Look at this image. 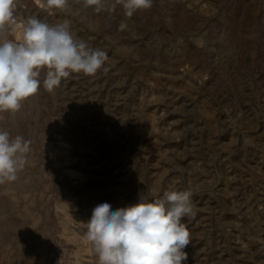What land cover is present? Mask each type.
Returning <instances> with one entry per match:
<instances>
[{
	"label": "rangeland",
	"instance_id": "1",
	"mask_svg": "<svg viewBox=\"0 0 264 264\" xmlns=\"http://www.w3.org/2000/svg\"><path fill=\"white\" fill-rule=\"evenodd\" d=\"M14 16L68 21L108 59L51 92L42 71L38 92L0 113V129L31 142L17 179L0 184V264H75L61 202L87 226L99 204L172 191L194 204L182 264H264V0H153L131 18L115 0H18Z\"/></svg>",
	"mask_w": 264,
	"mask_h": 264
},
{
	"label": "clouds",
	"instance_id": "2",
	"mask_svg": "<svg viewBox=\"0 0 264 264\" xmlns=\"http://www.w3.org/2000/svg\"><path fill=\"white\" fill-rule=\"evenodd\" d=\"M45 9H64L69 0H36ZM102 0H83L85 7L100 6ZM153 0H115L131 18ZM18 0H0V113L16 112L22 102L35 95L44 71L43 87L49 92L73 73L95 75L108 59L107 53L90 48L73 36L70 24L49 25L36 16L18 22L14 16ZM115 6V5H114ZM125 25H121V28ZM11 32L15 39H5ZM30 141L12 138L0 129V184L13 182L27 163ZM190 191L165 192L164 197L138 202L115 211L109 203L97 205L87 222L86 240L98 258L97 264H182L184 249L191 242L184 217H194Z\"/></svg>",
	"mask_w": 264,
	"mask_h": 264
},
{
	"label": "bare ground",
	"instance_id": "3",
	"mask_svg": "<svg viewBox=\"0 0 264 264\" xmlns=\"http://www.w3.org/2000/svg\"><path fill=\"white\" fill-rule=\"evenodd\" d=\"M17 20H18V22H20L19 19H17ZM177 21L182 26L189 25V20L185 16V14H183V13L178 16V20ZM18 34L19 33H16L15 35H18ZM59 151H61V150H59ZM9 188H11V190H13L12 187H9ZM10 193L13 194L14 192L12 191ZM57 207H58V209L60 211L59 214L61 216V230L59 232H61V234L65 236V239L67 241H72V242L76 243V246H75L76 249L74 250V252H75V260H74L75 264H85V263H87L85 258H86V254L90 250L88 248L89 241H87L86 238H85L86 231H87V226H85V225H83L81 223V221H82V219L80 218L81 216L79 217L78 214L77 215L73 214L74 213L73 211H75L74 210L75 207L72 204V202L71 203L70 202L68 203L66 201L65 202H61L60 205H58ZM40 257H42V256H40ZM45 257H43V261H45L44 259L47 258V257L46 258Z\"/></svg>",
	"mask_w": 264,
	"mask_h": 264
}]
</instances>
